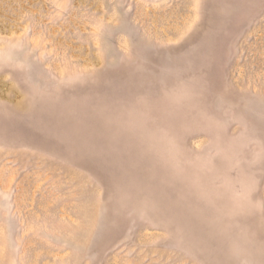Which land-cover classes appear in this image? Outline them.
Instances as JSON below:
<instances>
[{"label":"rangeland","instance_id":"rangeland-1","mask_svg":"<svg viewBox=\"0 0 264 264\" xmlns=\"http://www.w3.org/2000/svg\"><path fill=\"white\" fill-rule=\"evenodd\" d=\"M0 264H264V0H0Z\"/></svg>","mask_w":264,"mask_h":264}]
</instances>
